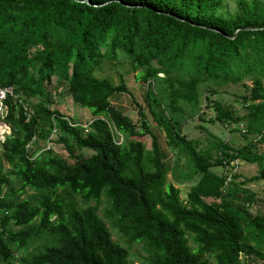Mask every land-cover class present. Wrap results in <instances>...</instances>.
Wrapping results in <instances>:
<instances>
[{
    "label": "trees",
    "instance_id": "obj_1",
    "mask_svg": "<svg viewBox=\"0 0 264 264\" xmlns=\"http://www.w3.org/2000/svg\"><path fill=\"white\" fill-rule=\"evenodd\" d=\"M223 1L0 0V85L17 95L7 99L12 132L0 144V264H134L104 218L143 245L145 264H264V213H251L257 194L248 186L262 183L264 196V0H234L233 11ZM105 62L128 64L144 86L137 120L111 103L128 89L123 73L116 84L96 75ZM240 83L248 93L234 114L213 95ZM63 93L89 110L87 131L52 107ZM183 104L202 121L212 108L208 122L246 143L213 135L216 153L200 147L166 114ZM146 110L186 160L182 179L193 181L184 199L167 180ZM47 142L62 144L71 162ZM238 162L258 173L239 180Z\"/></svg>",
    "mask_w": 264,
    "mask_h": 264
},
{
    "label": "rangeland",
    "instance_id": "obj_2",
    "mask_svg": "<svg viewBox=\"0 0 264 264\" xmlns=\"http://www.w3.org/2000/svg\"><path fill=\"white\" fill-rule=\"evenodd\" d=\"M234 0H224L223 6L226 7L229 11H233L234 9ZM123 73V78L125 84L127 86L128 92L118 93L111 97V103L123 111L125 115H127L132 120L138 119L136 102L144 105V86L137 81L135 78L136 72H133L130 69L128 64H109L107 62L99 68L96 72L97 76H106L109 77L115 84L119 82V75ZM53 80V79H52ZM247 84H250L249 81H244ZM264 83V81H263ZM47 90H54V87L51 84L46 85ZM156 91H162V86H158L155 88ZM217 94L213 95V98L221 100L226 105L231 106L234 114H242L244 112V106L242 102V97L247 95V89L240 84H227L219 87L217 89ZM204 86L201 87V96L204 95ZM55 104L52 107L57 108L61 113H63L67 118H69L72 122H79L81 124L88 123L92 116L88 109L82 108L78 104H75L71 101V99L67 96V94L63 93L61 95H54ZM165 104V103H164ZM203 106V105H202ZM179 112H173L169 108H166V114L170 116H174L175 119H178L181 125V130L188 138L197 139L199 142V146L202 148L211 147L212 152L216 153V142L212 137L217 136L219 139L225 140L230 143L233 147L238 148L243 146L246 143V139H244L239 132H229L227 128L220 125L218 122L209 123L208 119L215 116V111L212 108L203 107V116L205 117V121H202L199 117L201 111L198 110H190L187 105L179 106ZM146 114L148 117V121L151 126V130L158 137L162 152H163V161L165 165L168 167L167 180L172 182L175 187L180 189V197L181 199L185 198V194L187 193L190 185L192 184V180H184L182 178L186 177V173L188 171V166L186 164V160L183 158H178L174 155V153L167 148L165 144L164 133L161 129L156 127V123L151 118L149 112L146 110ZM204 126V129L200 127ZM240 130L244 129L243 126H239ZM55 137V135H53ZM150 142L151 138L149 135L145 137L144 143L146 150L150 151ZM51 149L62 158H68L67 152L64 146L60 143L53 144ZM259 151L264 153V145L259 146ZM86 152L85 154H87ZM71 162V160H69ZM236 163V162H235ZM235 172L241 174L239 180L243 178L253 176L258 173L259 167L256 164H245L238 162V165L233 169ZM215 171L219 172V168H215ZM13 180V179H12ZM15 186H18V183L14 182ZM249 188L254 190L257 194L256 202L250 207V211L253 215H261L264 213V196L262 194L263 186L262 183L253 182L248 184ZM31 190H28V193H31ZM26 197V195H24ZM95 202L90 200L83 205H94ZM106 207V203L104 198L99 204L98 214L103 218L102 213L103 209ZM108 228L110 229L112 239L117 243L127 247L129 250V258L133 261L134 264H145L146 263V253L144 247L141 243L137 242H129L127 239L120 237L119 233L110 227L109 220L104 218ZM42 244V240L33 241L31 245L28 247V252H33L36 247ZM20 254H23L22 252ZM19 254V255H20ZM13 264H20L18 261L14 260ZM257 264V263H251Z\"/></svg>",
    "mask_w": 264,
    "mask_h": 264
},
{
    "label": "built area",
    "instance_id": "obj_3",
    "mask_svg": "<svg viewBox=\"0 0 264 264\" xmlns=\"http://www.w3.org/2000/svg\"><path fill=\"white\" fill-rule=\"evenodd\" d=\"M9 97H14L17 98V95L14 94L13 88L10 86H2L0 85V144H2L6 137L9 136L12 132L11 126L10 124L6 121V117L8 114V104H7V99ZM19 103H21L27 117H30L32 115V110L29 109V107L27 106L26 103L21 102V100H19ZM83 127H85V131H87L86 128V124H82ZM55 129L53 130V135H55ZM34 141V138L33 140ZM31 141V142H32ZM28 147H30V144H27ZM51 146L48 144H46L45 148L49 149ZM236 161H234L233 163L236 165L235 163Z\"/></svg>",
    "mask_w": 264,
    "mask_h": 264
},
{
    "label": "water",
    "instance_id": "obj_4",
    "mask_svg": "<svg viewBox=\"0 0 264 264\" xmlns=\"http://www.w3.org/2000/svg\"><path fill=\"white\" fill-rule=\"evenodd\" d=\"M160 75H162V74H160Z\"/></svg>",
    "mask_w": 264,
    "mask_h": 264
}]
</instances>
